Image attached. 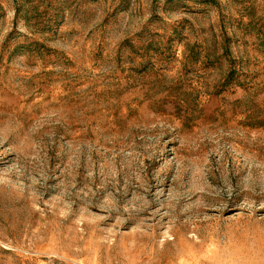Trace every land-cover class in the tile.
Segmentation results:
<instances>
[{"label":"rangeland","instance_id":"1","mask_svg":"<svg viewBox=\"0 0 264 264\" xmlns=\"http://www.w3.org/2000/svg\"><path fill=\"white\" fill-rule=\"evenodd\" d=\"M0 264H264V0H0Z\"/></svg>","mask_w":264,"mask_h":264}]
</instances>
